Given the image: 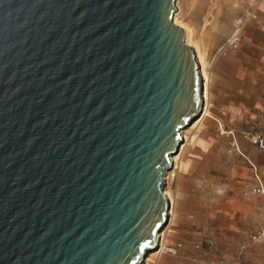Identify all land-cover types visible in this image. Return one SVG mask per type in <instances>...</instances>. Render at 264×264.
<instances>
[{"label": "water", "instance_id": "1", "mask_svg": "<svg viewBox=\"0 0 264 264\" xmlns=\"http://www.w3.org/2000/svg\"><path fill=\"white\" fill-rule=\"evenodd\" d=\"M177 0H0V264H140L203 110Z\"/></svg>", "mask_w": 264, "mask_h": 264}, {"label": "rangeland", "instance_id": "2", "mask_svg": "<svg viewBox=\"0 0 264 264\" xmlns=\"http://www.w3.org/2000/svg\"><path fill=\"white\" fill-rule=\"evenodd\" d=\"M176 7L175 24L205 63L210 116L182 130L164 184L169 220L140 264H264V148L253 140L264 139V0Z\"/></svg>", "mask_w": 264, "mask_h": 264}, {"label": "bare ground", "instance_id": "3", "mask_svg": "<svg viewBox=\"0 0 264 264\" xmlns=\"http://www.w3.org/2000/svg\"><path fill=\"white\" fill-rule=\"evenodd\" d=\"M175 23V22H174ZM186 36V35H185ZM187 42V41H186ZM200 73H201V77H202V80H203V92H202V98H203V101H204V105H203V110H202V114H201V119L202 118H204L205 116H207L208 115V97H209V76H208V73H207V71H206V69H205V63H204V61H201L200 60ZM199 117V118H200ZM182 133V132H181ZM183 134V133H182ZM185 138H187V137H185ZM187 141V140H186ZM183 143V142H182ZM185 143V142H184ZM183 146H185V145H183ZM183 146H182V148H183ZM180 147H181V145H180ZM180 147H179V149H180ZM181 148V149H182ZM183 150V149H182ZM179 151V150H178ZM178 153V152H177ZM175 156V154L174 155H171V157H170V159H171V161H172V164L174 163L175 164V166L177 165V163H176V157H174ZM179 157V156H178ZM178 159V158H177ZM173 168V167H172ZM170 171V170H169ZM168 173V172H167ZM166 173V174H167ZM165 174V175H166ZM168 175H169V173L167 174V176L165 177V179L168 177ZM164 193H165V196L168 198V200H169V202H170V205H171V203H172V199H171V197H170V194L168 193V191H164ZM172 207V206H171ZM170 213H171V211H169L168 210V214L170 215ZM161 237H162V233H158V235H157V238H156V245H155V247L153 248L154 250L155 249H158L159 247H160V245H161ZM152 249V250H153ZM151 250V251H152Z\"/></svg>", "mask_w": 264, "mask_h": 264}, {"label": "built area", "instance_id": "4", "mask_svg": "<svg viewBox=\"0 0 264 264\" xmlns=\"http://www.w3.org/2000/svg\"><path fill=\"white\" fill-rule=\"evenodd\" d=\"M253 140H254L255 143L259 144L261 146V148H264V139L262 137L256 136V137H254Z\"/></svg>", "mask_w": 264, "mask_h": 264}, {"label": "crops", "instance_id": "5", "mask_svg": "<svg viewBox=\"0 0 264 264\" xmlns=\"http://www.w3.org/2000/svg\"><path fill=\"white\" fill-rule=\"evenodd\" d=\"M245 90H247V91H248V90H249V88H248V89H245ZM216 113H217V112H216ZM216 115H218V114H216ZM208 116H210V115L208 114ZM206 117H207V116H206ZM206 117H205V118H206ZM205 118H204V119H205ZM214 118H215V117H214ZM216 119H217V118H216ZM248 155H249V154H246V153H243V154H242V156H243L245 159H248V160H250L251 158H250ZM250 161H251V160H250Z\"/></svg>", "mask_w": 264, "mask_h": 264}]
</instances>
